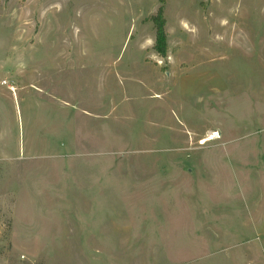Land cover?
I'll return each mask as SVG.
<instances>
[{"label": "rangeland", "instance_id": "1", "mask_svg": "<svg viewBox=\"0 0 264 264\" xmlns=\"http://www.w3.org/2000/svg\"><path fill=\"white\" fill-rule=\"evenodd\" d=\"M0 264H264V0H0Z\"/></svg>", "mask_w": 264, "mask_h": 264}, {"label": "trees", "instance_id": "2", "mask_svg": "<svg viewBox=\"0 0 264 264\" xmlns=\"http://www.w3.org/2000/svg\"><path fill=\"white\" fill-rule=\"evenodd\" d=\"M151 20L153 21L156 30L154 49L160 56L165 57L167 56L168 43L167 33L165 30L166 21L164 18L163 9L160 8L157 14L151 17Z\"/></svg>", "mask_w": 264, "mask_h": 264}]
</instances>
